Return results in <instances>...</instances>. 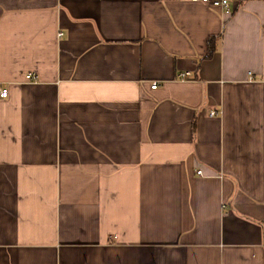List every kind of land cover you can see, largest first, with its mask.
<instances>
[{
	"label": "crops",
	"instance_id": "crops-1",
	"mask_svg": "<svg viewBox=\"0 0 264 264\" xmlns=\"http://www.w3.org/2000/svg\"><path fill=\"white\" fill-rule=\"evenodd\" d=\"M229 3L0 0V264H264V0Z\"/></svg>",
	"mask_w": 264,
	"mask_h": 264
},
{
	"label": "built area",
	"instance_id": "built-area-1",
	"mask_svg": "<svg viewBox=\"0 0 264 264\" xmlns=\"http://www.w3.org/2000/svg\"><path fill=\"white\" fill-rule=\"evenodd\" d=\"M190 1L193 3L207 4L213 8L222 9V10L228 9L230 6L229 0H190ZM60 35H62V34H60ZM25 78L27 81H32V82L37 81V76L33 75V74H27ZM157 86H158L157 83H153L151 88L156 89ZM7 97H8V90L0 87V98L6 99ZM213 114H215V113H213ZM198 175H202V171H198Z\"/></svg>",
	"mask_w": 264,
	"mask_h": 264
},
{
	"label": "trees",
	"instance_id": "trees-1",
	"mask_svg": "<svg viewBox=\"0 0 264 264\" xmlns=\"http://www.w3.org/2000/svg\"><path fill=\"white\" fill-rule=\"evenodd\" d=\"M215 42H216L215 38H210L209 39V41H208V56L206 58L210 57L214 53V51H215V47H214ZM194 129H195V126H194ZM194 129H193V131H194Z\"/></svg>",
	"mask_w": 264,
	"mask_h": 264
}]
</instances>
